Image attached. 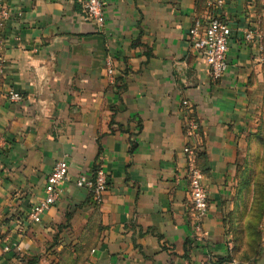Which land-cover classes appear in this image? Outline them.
Returning <instances> with one entry per match:
<instances>
[{"label": "crops", "instance_id": "0c3cea01", "mask_svg": "<svg viewBox=\"0 0 264 264\" xmlns=\"http://www.w3.org/2000/svg\"><path fill=\"white\" fill-rule=\"evenodd\" d=\"M80 3L5 0L0 264H26L47 246L71 264H219L232 247L222 201L235 183L247 80L258 62L240 33L264 29V0H103L101 30ZM212 16L238 30L217 82L187 38L194 19ZM187 145L207 189L200 222ZM60 159L68 176L59 198L38 223L26 221ZM99 164L108 189L97 203L75 180Z\"/></svg>", "mask_w": 264, "mask_h": 264}, {"label": "built area", "instance_id": "2783aa9c", "mask_svg": "<svg viewBox=\"0 0 264 264\" xmlns=\"http://www.w3.org/2000/svg\"><path fill=\"white\" fill-rule=\"evenodd\" d=\"M80 4L85 19L94 24L97 29L101 30L105 25L103 0H81ZM9 15L5 0H0V50L3 46L2 28L4 22L9 18ZM262 20L264 21V16ZM237 31H234L227 21L217 16H212L207 19L196 18L188 29V42L191 48L197 52L207 65L209 77L212 82L219 81L228 70L227 51L229 41L232 36L237 38ZM240 35L246 43L254 42L258 50L257 60L263 62L264 29L260 27L249 28L241 32ZM2 71L3 57L0 53V74ZM108 72L111 73V69H109ZM10 99L19 101L21 96L18 92H11ZM183 104H186V102H183ZM196 127V123L190 121L187 126L188 135H192ZM183 151L187 158L185 177L188 181L190 207L196 219L200 222L201 218L207 213L209 207L204 176L202 170L195 164L194 149L187 145ZM67 176V161L65 159L57 160L45 179L42 197L31 204L27 209L25 213L26 221L38 223L41 220L43 213L51 208L59 198L62 186L67 180ZM75 184L79 188L89 189L98 203L102 200L104 193L108 189V173L104 166L99 164L90 174H80L76 178ZM5 250H9V247L6 246ZM17 250L19 251V248H17ZM202 264L211 263L205 262Z\"/></svg>", "mask_w": 264, "mask_h": 264}, {"label": "rangeland", "instance_id": "374dc122", "mask_svg": "<svg viewBox=\"0 0 264 264\" xmlns=\"http://www.w3.org/2000/svg\"><path fill=\"white\" fill-rule=\"evenodd\" d=\"M247 80L245 116L237 141L235 183L222 201L229 235L225 264H264V61ZM66 251L45 247L26 264H71Z\"/></svg>", "mask_w": 264, "mask_h": 264}, {"label": "trees", "instance_id": "16d2710c", "mask_svg": "<svg viewBox=\"0 0 264 264\" xmlns=\"http://www.w3.org/2000/svg\"><path fill=\"white\" fill-rule=\"evenodd\" d=\"M225 262L230 263V260L229 259H227L226 261L222 260V262L220 261L219 264H225Z\"/></svg>", "mask_w": 264, "mask_h": 264}]
</instances>
